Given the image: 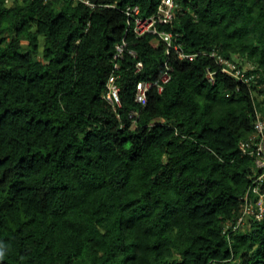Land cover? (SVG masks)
<instances>
[{
	"label": "clouds",
	"instance_id": "clouds-1",
	"mask_svg": "<svg viewBox=\"0 0 264 264\" xmlns=\"http://www.w3.org/2000/svg\"><path fill=\"white\" fill-rule=\"evenodd\" d=\"M119 2L0 3L10 10L0 72L14 77L0 81V264H125L131 251L119 248L134 243L127 264H182L214 239L231 255L211 264H242L261 243L235 237L264 225V0H216L211 14L209 0H161L151 35L136 28L106 51L111 25L90 17ZM139 11L125 9L137 24ZM161 13L168 30L155 26ZM214 178L207 204L222 194L244 201L214 219L219 237L198 218L210 209L194 220L189 203ZM165 205L179 210L174 222L161 219ZM128 213L144 226L122 230Z\"/></svg>",
	"mask_w": 264,
	"mask_h": 264
},
{
	"label": "trees",
	"instance_id": "trees-1",
	"mask_svg": "<svg viewBox=\"0 0 264 264\" xmlns=\"http://www.w3.org/2000/svg\"><path fill=\"white\" fill-rule=\"evenodd\" d=\"M161 0H120L119 4H117L120 8L125 7L126 5H139L141 9V16L142 17H150L152 16ZM216 0H209V7L206 8L204 11L205 13L211 14L214 12V5ZM0 3H3V0H0ZM185 5H187L188 0H184ZM195 7V5H193ZM10 11V10H9ZM9 11H3L0 10V21H7L9 19ZM15 20V17L12 18ZM92 19L93 24L95 25L97 22L104 24L105 26L111 25V35H106V48L107 51L108 48H111V46L118 42V40L123 36L125 39L132 40L135 38V36L128 32L126 34L127 30V23L123 22L127 20L126 16L118 11L117 9H106L105 12L97 17L95 13H93V16L90 17ZM116 21H120L119 23H115ZM234 22L230 21V23ZM19 23V21H17ZM189 26L191 24V21L188 22ZM214 26V25H213ZM15 27V24L13 25ZM170 25L165 27V30H168ZM19 28H16L17 35H19ZM173 31H179V29H173ZM140 39H143L141 37ZM0 43H3V40H0ZM13 43H16L15 37L13 39ZM70 44H74V41H71L70 38ZM67 50V49H66ZM257 52V49L253 48L250 56H254ZM127 54V52H126ZM112 54L110 53V56ZM261 56H264V52L261 53ZM20 60H26L24 56H18L17 57ZM64 59H67V56L64 57ZM260 63L264 64V59L260 61ZM63 71V69H60ZM47 73H44L43 76H37L36 79L42 80L45 76H47ZM8 79H14L11 72H0V81H7ZM21 79H27V78H21ZM225 79H232L231 77H225ZM28 83H33L32 79H28ZM238 84H242L237 81ZM247 87V86H244ZM247 99V97H246ZM7 115V112L5 113ZM3 122V119L0 118V123ZM156 127H160V125H156ZM91 135V133H89ZM33 161H35V157L32 158ZM19 167H30L26 166L24 160H21ZM215 171V170H214ZM237 176H234L233 179L236 182H239V175L240 173H236ZM2 182V181H0ZM249 184H251V181H248ZM218 184V181L214 178L213 180H207L205 179L204 184L200 188H193L192 194L189 196V203L193 205V219L195 220L197 218L196 211L200 207H204L206 209H210V211H201L199 212V220L203 221L204 229L208 231L209 235H215L216 237H219V230H217L215 233L211 231L213 227V221L214 219L219 220L222 211L226 210L229 206H235L237 202L241 203V200L239 197L228 195L227 197H224L222 194L220 197H217L215 201L210 202L209 204L206 203L207 199H210V193L215 189V186ZM13 189L17 190V185L13 184ZM215 205V206H213ZM179 211L178 209H172L169 205H165L163 209V213L161 216L162 220H165L167 222H174L176 220V216L173 214L174 212ZM237 211H239V208H237ZM150 214V213H149ZM119 226L122 230H134L138 231L141 227L144 226L145 218L144 216H133L132 213H128L123 217H118ZM167 226V224L165 225ZM216 227H219L217 224ZM262 228L259 230L257 229L255 232H253L251 235L246 233H241L239 236L235 237L237 240V243L242 247L243 245L247 244L249 240H260L261 247L257 248L254 252L249 255L247 251L243 252L241 254V260L242 264H264V225L261 226ZM229 235L232 236L231 229L228 230ZM146 234V233H145ZM205 236H198L197 240L203 241L205 240ZM215 244V248L211 251H207V255L204 253H201L199 251H193L191 248L185 251L184 255L187 257V259L182 262V264H211V261L213 259H217L220 257L221 253L223 255L224 259H228L231 255V252L224 247L225 241L223 239H214L212 241ZM251 247V245L249 246ZM140 245L139 244H132L130 248L120 247L119 252L125 253L131 251V254L125 257V264H127V261H133L135 262L137 260L136 253L139 251Z\"/></svg>",
	"mask_w": 264,
	"mask_h": 264
},
{
	"label": "built area",
	"instance_id": "built-area-1",
	"mask_svg": "<svg viewBox=\"0 0 264 264\" xmlns=\"http://www.w3.org/2000/svg\"><path fill=\"white\" fill-rule=\"evenodd\" d=\"M160 4H161V2H160ZM160 4H159V6H160ZM136 6L137 5H130V4H128L125 7L120 8L117 5L116 8H115L118 11L122 12L126 16L127 21L129 22V23H127L126 34H128V32H131L134 36H136L135 29L136 28H139L141 30V32L143 33V35H151V33L146 32L144 29L147 28V27H149V26H152V20L149 19V17H142L141 16V9L139 11V15H140L139 19L140 20H139V23L138 24L136 22L137 13L133 12L131 15H126V13H125V9L126 8L129 9V10H131V9L136 8ZM159 6H158V8H159ZM158 8H157L156 12L152 16H150V17H153V16L156 15V13L158 11ZM166 11H167V9H166ZM156 19H157V22H156V25L155 26L157 28H159V29L165 30V27L168 26V25H170V24H166L165 23V21L168 20V16L167 15H164L163 13L159 14V16H157ZM141 26H143V27H141ZM143 35L140 36L139 38L143 37ZM125 52H127V49L125 50ZM251 74H252L251 72L248 73V75H251ZM238 82L243 83L242 81H238ZM262 174H264V168L259 169L257 171V173H256L257 176L262 175ZM253 187H255V185H253ZM262 190H264V189H262ZM241 203H244V201L241 200Z\"/></svg>",
	"mask_w": 264,
	"mask_h": 264
}]
</instances>
